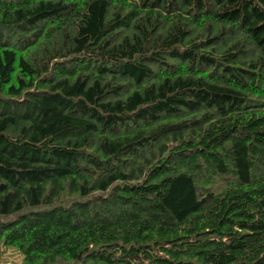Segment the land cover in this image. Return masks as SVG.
Segmentation results:
<instances>
[{"label":"trees","instance_id":"16d2710c","mask_svg":"<svg viewBox=\"0 0 264 264\" xmlns=\"http://www.w3.org/2000/svg\"><path fill=\"white\" fill-rule=\"evenodd\" d=\"M0 264H264V0H0Z\"/></svg>","mask_w":264,"mask_h":264},{"label":"rangeland","instance_id":"374dc122","mask_svg":"<svg viewBox=\"0 0 264 264\" xmlns=\"http://www.w3.org/2000/svg\"><path fill=\"white\" fill-rule=\"evenodd\" d=\"M19 258H20V254L14 249L13 250L8 249L6 252L0 254V260L8 259V260L16 261Z\"/></svg>","mask_w":264,"mask_h":264}]
</instances>
